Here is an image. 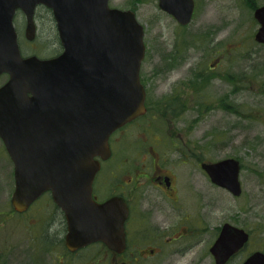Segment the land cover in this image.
Returning <instances> with one entry per match:
<instances>
[{
  "label": "rangeland",
  "instance_id": "374dc122",
  "mask_svg": "<svg viewBox=\"0 0 264 264\" xmlns=\"http://www.w3.org/2000/svg\"><path fill=\"white\" fill-rule=\"evenodd\" d=\"M194 3L192 21L182 28L158 8L157 0H110L113 8L132 11L144 29L140 79L147 92V116L120 134L123 141L133 143L120 152L132 157L141 141H148L149 132L168 144L178 138L206 160L241 159L247 214L239 221L251 230L252 237L235 259L240 262L251 251L264 252V207L257 206L258 199L264 200L260 195L264 181V45L253 40L258 28L253 12L264 0ZM35 24V39L29 42L24 37V17L18 15L14 20L21 55L55 57L62 48L51 12L37 8ZM3 151L0 146V264H68L65 257H59L61 219L50 208L40 211L42 200L24 214L13 211V164ZM179 157V153L173 155ZM190 166L196 168L190 162L180 165L185 171ZM195 179L199 188L193 197L186 195L189 202L183 211L163 201L153 206L152 215L157 216L156 222L165 221L170 230L175 226L179 230L176 224L181 215L188 218L192 212L199 219L198 226H191L189 235L183 237L181 226L175 234L179 239L166 246L158 259L139 264H211L212 229L225 220L228 203L225 194L199 171ZM231 207L236 210L234 202Z\"/></svg>",
  "mask_w": 264,
  "mask_h": 264
},
{
  "label": "water",
  "instance_id": "95a60500",
  "mask_svg": "<svg viewBox=\"0 0 264 264\" xmlns=\"http://www.w3.org/2000/svg\"><path fill=\"white\" fill-rule=\"evenodd\" d=\"M49 8L62 52L50 59L23 58L13 16H25L24 37L36 34L34 11ZM158 7L179 24L190 22L193 0H158ZM258 28L253 40L264 45V4L255 8ZM143 26L130 10L110 8L108 0H0V138L13 164L11 205L26 210L50 191L67 218L65 244L70 250L104 241L122 248L126 208L110 199H91L95 157L109 154L108 138L119 127L145 113L140 67L145 54ZM203 169L232 194L240 192L239 165L224 159ZM248 236L224 225L211 252L224 264ZM242 264H264L256 251Z\"/></svg>",
  "mask_w": 264,
  "mask_h": 264
},
{
  "label": "flooded vegetation",
  "instance_id": "af4514ba",
  "mask_svg": "<svg viewBox=\"0 0 264 264\" xmlns=\"http://www.w3.org/2000/svg\"><path fill=\"white\" fill-rule=\"evenodd\" d=\"M108 5L113 8L112 5H110V0ZM39 7L46 8L51 12V10L47 7L37 6L34 12V21L36 10ZM194 9L191 20L188 24L192 21ZM18 15H22L25 19L23 12L20 9H17L15 10L13 16V25L14 20ZM175 22L182 28L188 25H181L176 20ZM3 76L6 77V80L0 81V88L8 82V75L3 73L0 75V78ZM140 82L146 95L144 103L145 113L136 117L130 123L121 126L110 135L108 139L109 154L105 159L95 157V160L98 161V169L91 181V199L95 203L103 204L110 199H115L119 204H123L126 208V217L122 224V248L118 251L111 250L107 247V244L101 240L90 242L85 246L74 250L67 248L65 244L66 235L68 233L67 218L63 210L54 202L50 191L42 193L26 210L17 212L12 207L13 211L18 215L24 214L42 200L40 211L45 212V209L50 208L55 213V216L61 219L60 224L63 230V237L61 241L62 250H59V257H65V260L67 259L69 261L68 264L153 263L166 249V246L179 239V236H175V234L177 231H181V226L183 230L181 236H188L189 229H192L191 226L197 227L198 225H196V222L199 220L197 215L192 212L191 215H188V218H184L181 215L178 223L176 224H180L178 225L180 229L177 230L178 228L175 226L174 229L172 228L170 230L171 227L167 225L165 221H161L160 223L155 221L157 216L152 215L154 209L153 206L158 205L161 202L163 203L164 201L169 203L171 208H176L175 210L181 209L183 211L186 202H189L186 201V195L193 197L192 195H195L196 193L194 192H196L199 188L196 185L197 183L195 179V174L199 171L202 176L206 178V181L210 183V185L225 194L228 203L224 209L225 220H223V222L218 226H214L212 229L213 237L211 245L208 249L211 264H216V259L211 252V248L214 246L220 235L221 228L224 225H229L232 228L243 230L248 236V239L244 243L243 247L230 256L224 264H242L252 253L256 251L262 252L260 250L251 251L240 262H237L238 260L235 262V259L239 257L244 250H246V247L250 243L252 237V233L250 232L251 230H248L246 226L239 221L241 216L247 214V202H245L244 187L243 182L241 181V159L234 157L224 158L234 159L239 165L238 182L240 192L238 195H234L226 188L213 182L207 172L203 169V165L214 164L224 159L217 161L206 160L201 156V154L197 155L196 152L190 151V146H187L186 143L179 141L178 138H174V140L170 141L168 144L161 139L153 137L152 134L147 132V138H149L148 141H141L140 146L137 144V146H139L136 148L138 151L133 152L135 154H133L132 157H129L130 153L124 154L120 152L122 149L128 150L130 148L129 145L133 144L123 141V135L120 134H123V132L130 128L132 124L147 116V92L143 82ZM0 146H2L3 150L7 154L1 138ZM192 149L193 148L191 147V150ZM178 153L180 154V157L178 159L173 158V155ZM122 154L123 156H119ZM187 162H190V165H195L196 168L190 166L187 167L186 171L182 169L180 165L187 164ZM123 176H126L125 180L123 179ZM261 186L263 187V194L260 195L264 196V181ZM233 202L236 205V210H233L231 207V203ZM195 204V202H192V206ZM258 205L264 207V200L258 199L257 206ZM137 206L139 208L138 210ZM258 208L259 207H257V209ZM181 220L184 222L181 223ZM149 223L151 225H149ZM171 231L174 232L172 233V236L174 237L171 236L165 240L168 232ZM163 236L165 237L164 239H162ZM89 251H91V253L88 254L87 252ZM84 258L90 260V262L87 263L88 261H84ZM78 260H81L80 263H78Z\"/></svg>",
  "mask_w": 264,
  "mask_h": 264
}]
</instances>
